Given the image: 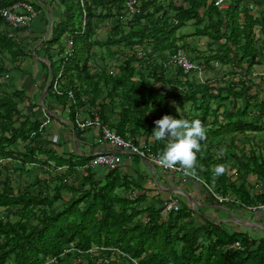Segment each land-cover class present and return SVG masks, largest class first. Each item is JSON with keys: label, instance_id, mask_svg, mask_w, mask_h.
Instances as JSON below:
<instances>
[{"label": "trees", "instance_id": "1", "mask_svg": "<svg viewBox=\"0 0 264 264\" xmlns=\"http://www.w3.org/2000/svg\"><path fill=\"white\" fill-rule=\"evenodd\" d=\"M139 1L140 13L128 20L125 0H0V9L23 2L33 5L37 12L41 6L53 9L57 2L63 8L61 19L54 21L51 39L40 44L34 56L29 48L46 35L33 32L32 38L22 40L20 33L28 29L13 28L0 16V210L11 208L17 217L12 222L10 216L0 214V264H46L50 259L63 264L64 258L71 257L76 258L77 264H104L110 253L94 250L102 247L127 254L112 264H133L132 259L138 264H264L263 238L255 239L214 220L200 222L190 232L194 213L189 207L184 205L166 218L160 216L162 208L142 209L146 197L135 195L136 183L128 176L108 171L98 177L91 168L84 169L91 158L74 152L58 154L54 143L44 136L45 118L57 117V108L61 119L74 126L79 143L85 141L87 134V130L76 126L77 112L82 109L94 110L104 125L135 143L143 136L153 138L154 122L164 115L200 119L204 126L213 116L216 129L205 127L206 135L213 138L241 134L244 141L250 142L246 137L249 132L264 136V93L258 91L264 75L258 76V84L242 76L234 82L226 78L225 86L212 87L209 80H190L177 67L179 79H168L170 57L189 47L186 43L181 48L178 40L184 37L177 35L188 24L195 27L193 36L219 45L215 55L206 60L207 65L216 61L232 67L229 77L244 69L246 76L250 75L255 65L264 60V10H260L261 16L253 13L264 5V0ZM224 3L229 4L226 12L220 9ZM114 19L112 32L99 45L95 39L97 31ZM258 28L261 34L256 32ZM122 44L130 54L119 64L118 72L110 75L107 69L112 63L100 50L107 46L110 57L115 58L118 52L110 47ZM136 46L141 50H136ZM95 48L100 50L96 52ZM66 51L70 53L64 58ZM28 57L42 72L36 98L25 89L12 91L4 79L14 70L22 71L20 65ZM136 65L148 69V76L137 72ZM61 71L59 95L54 81ZM51 73L53 83L41 107L39 98ZM175 85L181 90L171 91ZM254 88L260 93L259 98L250 93ZM69 92L74 98L69 97ZM170 99L190 105L193 112L187 116L171 112ZM220 108L224 111L218 118ZM114 117L118 118L116 122L111 121ZM233 144L234 149L238 147ZM165 145V141L154 140L153 151L158 155ZM210 147L206 140L201 141L196 176L223 196L232 192L238 203L224 205L249 211L264 205V157L252 149L244 162L229 152L242 168L239 175H253L262 185L255 192L244 181L239 186H228L227 169L232 164H227V156L215 158ZM18 164L21 168H17ZM218 164L225 167L219 176L213 172ZM30 165H40L49 179L27 183L21 191L12 189L15 175H24ZM61 168H66V173L54 175ZM79 171L83 172L82 188H68L69 176ZM146 213L147 220L143 222Z\"/></svg>", "mask_w": 264, "mask_h": 264}, {"label": "rangeland", "instance_id": "2", "mask_svg": "<svg viewBox=\"0 0 264 264\" xmlns=\"http://www.w3.org/2000/svg\"><path fill=\"white\" fill-rule=\"evenodd\" d=\"M56 5V4H55ZM42 7L41 12L39 13L38 16L35 19V23H34V27L41 24L40 20L42 18L41 14L43 13L45 15V20L47 21V24L44 28V35H48V38H50V34H52L50 32V24H51V17L56 15V9H54L55 11H53V9H50L47 7ZM229 8V4L228 3H224L220 5V9L224 12H226V10ZM49 10V13H48ZM260 10H264V5H262L259 8H256L253 10V13L255 14V16H261V11ZM51 12V13H50ZM54 12L53 15H51ZM38 13V12H37ZM131 16H128L127 19H131ZM38 19V20H37ZM126 19V22H128V20ZM37 20V21H36ZM53 20V19H52ZM46 23V22H45ZM115 26V19L114 20H109L106 21V23L103 25L102 28H100L97 33H96V40H99L100 42L98 43L99 45H102L101 41H105L108 38L109 32H112L113 27ZM26 28V29H30ZM128 30V29H127ZM195 31V27L192 24H188L187 27H185L184 29H181L177 32L178 36H183L184 40L180 39L178 40V45L181 46V48H185L183 47L184 44H188V49H181L184 52L187 53V55L189 56V58L191 59H195L194 61L197 63V67L195 69L194 72H192L190 75H188V78L192 81H195L197 83H205L207 82V80L210 81V86L212 87H221V86H225V79H230L233 82L237 81L238 79H240L242 76H245L246 79H252L256 84H258L259 82H261L260 78H258V76H263L264 75V60L259 62L258 65H255L253 72L250 75L246 76V71L244 70H238V74L235 77H229L228 75L231 74L230 71L232 70V67H228V66H222L220 63H217L216 61H212L211 64L209 63V65H207L206 60L208 59V57L210 56H214L215 52L214 50H216V48L219 47L218 44H211V42L206 39V38H198L196 36H193V32ZM257 33L261 34L259 32V28L256 30ZM20 36L22 38V40H25L27 37L26 35L23 34V32L20 33ZM40 45V43H34L31 45V47L29 48V51L32 52V55H35V49H37V47ZM264 46V45H263ZM262 47V44H261ZM111 51L113 52H118V56H116L115 58H111L109 55V52L107 51L108 48L107 46L103 45L102 46V50L95 48L94 50L97 51H101L103 52V54L106 56L107 62L108 63H112V65L108 67L107 71H109L110 75H113L114 73L118 72L117 67L119 66V64H121L124 60V57L128 54H130V51L128 50V47H126L124 44L122 45H113L110 47ZM136 50L140 51L141 48L139 46L135 47ZM30 53V52H29ZM264 54V50L262 52ZM55 54V58L57 57L56 53ZM39 60L46 62L49 65V62L47 60H43L42 58H40ZM37 63L34 62V60L31 59V57H28L25 61L22 62V64L20 65L21 70L22 71H13L10 75V77H4L5 80H7V82L9 81L10 84V89L16 90V89H25L27 90L28 94L31 97H35L39 94V87L38 85V81L42 78V72L37 70ZM91 67H94L93 62L90 63ZM35 68V71H34ZM137 68V72H140L142 74H145V76H148L149 71L148 69L141 67L139 65H136ZM169 73H168V79L169 80H177L179 78H177L178 74V68L174 65H169ZM37 70V71H36ZM46 74V73H45ZM51 75V74H50ZM51 78V76H50ZM50 82V79H49ZM184 82V80H183ZM53 83V77H52V82L51 85ZM49 84V83H48ZM261 84V83H260ZM48 86V85H47ZM158 87H161V84L157 85ZM58 88H60V85L58 86ZM46 89V88H45ZM171 91L177 92L181 90L180 86H173L172 89H170ZM258 91L261 93V95L264 93V83H262L260 89H258ZM44 93V91H43ZM43 93H41L40 98H39V102L41 100V97L43 95ZM251 94H257V89L254 88L252 89V91L250 92ZM260 93H258V98L260 96ZM169 101V109L171 112L173 113H177L180 114V112H177V106H179V108L181 109V114L180 115H184L187 116L189 115L191 112H193V109L190 105H185L183 103H178L176 101H173L172 99L168 100ZM175 102V104L173 103ZM55 103V101H54ZM41 105V104H40ZM215 106V105H214ZM217 106V105H216ZM215 106V107H216ZM42 107V106H41ZM57 107L58 103H57ZM87 110V109H85ZM224 109L220 108V111L218 112V118L222 117ZM57 113V117L54 114H50L51 117L55 118H45V134L44 136H47V138L54 143L53 148L58 151L60 154H62V145L68 144V146H72V135L70 134V129H72V126L69 124L68 121L62 120L61 116H60V110L57 108L56 110ZM61 119V120H60ZM117 117H114L112 120L114 122L117 121ZM216 119L213 116H210L208 118V121L205 123L204 127H207L209 130H213L215 126H213V122ZM222 124H226V121H223ZM60 128L64 129L67 128L68 130H63V134H58V132H60ZM216 129V127H215ZM74 131V130H73ZM207 139L206 142H208L211 145V150L214 154V157H220L221 155L223 157L227 156L228 157V162L227 164H232L228 169V186L229 185H236L239 186L243 181L246 182L247 186L249 188H253L255 190V192H259L261 189V184H259V182L256 180V177L253 175H239L242 174V168L241 166H239L237 163H235L236 161L230 156L232 155V153L229 152H234L239 159L241 158L244 162L247 161L246 157L249 155L250 151L253 149L257 155H262L264 157V136L261 135V133H256V132H249L246 134V137L249 138L250 140H254L256 139L255 143H253L252 141L248 142V141H244V135H232V136H226L223 138L220 137H216L213 138V135H206ZM74 139V137H73ZM67 140V141H65ZM143 141H147L150 144H153V138H147L146 136L142 138ZM232 143H235L238 147L235 149L232 147L234 146V144L232 145ZM22 149V148H20ZM45 158V157H43ZM215 167V166H214ZM213 167V168H214ZM17 168H21L20 164H18ZM159 168V167H157ZM92 171L95 172H99V171H103L106 172L107 170L103 167L97 166L95 168H91ZM160 169V168H159ZM245 171V170H244ZM66 173V168H61L59 169L57 172L54 173V175H62V174ZM82 174V171L77 172L76 174L70 175L68 180H67V186L68 188L75 186L76 184V188L81 189L82 185L79 178L78 174ZM53 175V176H54ZM178 174H174V181L176 183L178 182H182L183 184H185L186 186L190 185L194 187V184L198 183L200 187H202L203 190V196L208 198V190L207 187L205 186V182L201 183L199 181H197L195 178L191 177V176H184V180H178L177 179ZM49 179V177L47 175L44 174V172L42 171V167L40 165H30L25 169V174H16L15 177L13 178V182L11 184L12 189L14 190H18L20 189L23 190V188L25 187V185L27 183H35V182H42L44 180ZM196 182V183H195ZM211 188L214 190H216L214 186H211ZM186 188H183L182 191L184 193H186L185 191ZM67 192V190L65 191V193ZM229 197L231 199H233V195L232 192L229 190ZM254 192V193H255ZM79 195V194H77ZM182 196V197H181ZM181 198L182 200L189 204V208L192 210L193 213H195V215H197V212L199 213H204L205 211H200V208L195 206L194 204H192V206L190 205V202L188 200V198L185 195L181 194ZM69 197H71V194L69 195ZM209 201H211L209 199ZM213 203V201H212ZM229 206V205H226ZM259 206V205H258ZM223 207V206H222ZM214 208V207H213ZM208 210H210L211 212L207 214V216H209L210 218H212L215 221L218 222H222L226 217L229 218V221L227 223H234V224H239L240 223H244L246 225V227L244 226L243 229L242 227H239L240 229H242L241 231H247L250 232V235H253V233H257L258 236H260L261 234L263 235V237H259V239H264V232H255L250 225L251 223H253L252 220H247L245 218V220H241L240 215H236L237 218H233L232 215H227V212H221V211H217L216 209H212L209 208ZM264 210V209H263ZM5 213L7 216H10L12 222L17 220V217L15 215V210L8 208L5 210H0V214L1 213ZM162 218H166V217H162ZM196 219V218H195ZM193 219V224L194 226L192 228L189 229L190 232L194 231L197 227H199L200 222L202 221H206V220H202L201 219ZM207 219V218H206ZM143 221V220H142ZM251 228V229H250ZM256 228L261 229L259 227L256 226ZM257 238V237H256ZM66 263L63 264H77L78 261L76 260L75 257H71V258H64ZM50 261V260H48Z\"/></svg>", "mask_w": 264, "mask_h": 264}, {"label": "crops", "instance_id": "3", "mask_svg": "<svg viewBox=\"0 0 264 264\" xmlns=\"http://www.w3.org/2000/svg\"><path fill=\"white\" fill-rule=\"evenodd\" d=\"M55 4H53V11H55L54 9H56V15L51 17L53 19V20L51 19V21H53V23L55 20L59 21L61 19L62 9H63L62 6L58 2ZM40 12H41V10L38 11V14ZM48 13H49V11H48ZM53 14H54V12L51 15H53ZM41 16H42V18L40 20L41 24L34 27V23H35L34 22L33 25L31 26V28L28 29L26 33H23L24 35H26V37H27L26 39L32 38L34 36V35H32L33 32L38 33V35L44 34V31H45L44 28H45V24H47V21L45 20V15L43 13L41 14ZM38 17H40V16H38ZM41 41H39V43ZM37 70H39L38 66H37ZM34 71H35V68H34ZM94 112H95L94 110L90 111L88 109L87 110L82 109V110H80V117L82 119H86L88 117V115L93 114ZM112 119H111V121H113ZM59 130H60V132H58V134L59 133L63 134V133H65V132H63V130H68V129L67 128H64V129L60 128ZM69 132L72 135V146L70 147V146H68V144H65V145H62V148H61L62 152H66L67 154L73 155V152H74L75 154H78L80 156L90 158V157H92L93 153L100 151V150H116V151H119V149L113 148V147L109 146V144L99 145L98 144L99 131L96 129H93V128L88 129L87 134L85 135V137H86L85 141L80 142V143L77 142V144L75 143V137L73 135V130L70 129ZM73 137H74V139H73ZM143 137H145V136H143ZM143 137H140L139 140L137 141V143L139 141H141L143 143H148L147 141L142 140ZM65 141H67V140H65ZM165 142L167 143V141H165ZM152 143H154V140ZM148 144L151 146L153 145L150 143H148ZM58 154H60V153L58 152ZM107 172L108 171H106V172H103V171L95 172L94 171V173L98 177L106 175ZM118 173L121 175V177L128 176L130 181H134L136 183V190L134 192L135 195H140V196L146 197V201L143 204L142 209L156 208V210H160L171 198H174L177 195L181 196V194H182L188 198L191 206H192V204H194V207L195 206L199 207L200 211H205L204 213L197 212V215H195V213H194V216H195V217L193 216L194 219L195 218L196 219L202 218L203 220H206L205 222H209L210 220H213L212 218L207 216V214L211 212L208 209L212 207V209H216L217 211L227 212V215H232V217L235 219L237 218L236 215H240L241 220H245V218L247 220H252L253 223H251L250 225H253V226H251L253 229H251V228L250 229L254 230L255 232H257V231L264 232V210H254V211L251 210V211H249L247 209H236L235 207H231V205L226 206L224 204L223 205L218 204L217 201H215V199L213 198L212 194L209 192V190H208V192H209L208 198L203 196L202 187H200L198 183L195 182L196 184H194V187L190 186V185L186 186L182 182L176 183L174 181V177H173L174 174L163 172L161 169L157 168L156 166L150 164L147 161H142L136 157L130 158L128 156H125V162H124L121 170ZM78 175L80 178L81 173ZM194 175H196V174H194ZM184 176L185 175L178 174L177 179L183 181ZM78 180H80V179H78ZM80 182H81V180H80ZM81 185H82V183H81ZM75 187H76V184H75ZM133 188L134 187L131 186V189H133ZM183 188H186L185 189L186 193H184L182 191ZM77 189H79V188H77ZM209 199L211 201H209ZM181 200H182V198H181ZM212 201H213V203H212ZM184 205L189 207V204L185 203L182 200V206H184ZM147 215H148L147 213L144 215L143 222H145L147 220ZM228 221H229V218L226 217L221 223H223L224 226H226V227H233V228L235 227L239 231L242 230L239 227H242V228L244 226L246 227V225L244 223H242V224L240 223V225H239V224H234V223H227ZM191 222L194 223L193 220ZM202 222H204V221H202ZM193 226H194V224H193ZM256 226L261 228V229L256 228ZM244 233H248L250 235V232L244 231ZM253 234H254V237H253V235H250V236L255 238V239H259V237H263L262 234L260 236H258L257 233H253Z\"/></svg>", "mask_w": 264, "mask_h": 264}, {"label": "built area", "instance_id": "4", "mask_svg": "<svg viewBox=\"0 0 264 264\" xmlns=\"http://www.w3.org/2000/svg\"><path fill=\"white\" fill-rule=\"evenodd\" d=\"M125 9L128 13V16H131L132 18L139 14L141 11V4L139 0H125ZM38 13L33 7V5L29 3H17L10 7L2 8L0 9V16L4 19V21L10 25L13 28L16 29H26L32 26V24L35 22V19L38 17ZM52 37V34H50V38H48V35L40 42V44L48 42ZM70 52H64L62 55L64 58L68 56ZM168 65H174L176 67H179L182 69L183 73L185 75H190L192 72L195 71L197 67V63L193 61L186 52L180 50L174 53L170 60L168 61ZM62 77V71L58 75L57 79L54 81V87L55 91L61 95V92L59 91V81ZM69 97L72 99L74 98V94L72 92L68 93ZM91 115H94V118L91 117ZM88 115L86 119H82L80 117V112H77L76 116V126L81 131H85L88 129H96L99 131V139L98 144H109V146L113 148L119 149V151L116 150H100L95 153H93L91 160L87 166L84 167V169L87 168H95L97 166L105 168L107 171H120L124 162H125V156H128L130 158L136 157L142 161H147L150 164L159 167L163 172L171 173V174H180L185 175V172L183 169H181L179 166L168 169L165 167L160 166L157 161V154L153 151V148L148 143H143L139 141L138 143H135L129 138H125L122 135L118 134L115 130L111 129L109 126L104 125L98 116L96 112L93 114ZM72 129L75 130L74 126H72ZM191 176L195 178L197 181L204 183L199 177L196 175H186ZM205 186L208 188L210 193L212 194L215 201H217L218 204H225L230 202L238 203L237 201L231 199L229 196H223L219 194L216 190L213 191L212 188H210L206 183H204ZM182 207V200L179 195H177L174 198H171L161 209L160 216L161 217H167L170 214L178 213L181 210ZM264 205H259L257 207L250 208V210H263ZM237 246L239 244H236ZM95 251H108L110 253L109 257H106L104 259V264H112L115 262H120L123 257H128L127 254H124L121 252V250L117 248H95ZM133 264H138L136 260H131ZM46 264H57L56 259H50Z\"/></svg>", "mask_w": 264, "mask_h": 264}, {"label": "clouds", "instance_id": "5", "mask_svg": "<svg viewBox=\"0 0 264 264\" xmlns=\"http://www.w3.org/2000/svg\"><path fill=\"white\" fill-rule=\"evenodd\" d=\"M175 104V102H173ZM177 112L181 109L177 106ZM152 137L155 141H167L164 149L158 153L157 163L172 169L179 166L185 175H194L197 153L201 151V141L207 139L206 128L200 119L189 120L181 116L177 119L164 115L156 120ZM225 171L224 165L218 164L213 172L219 176Z\"/></svg>", "mask_w": 264, "mask_h": 264}, {"label": "water", "instance_id": "6", "mask_svg": "<svg viewBox=\"0 0 264 264\" xmlns=\"http://www.w3.org/2000/svg\"><path fill=\"white\" fill-rule=\"evenodd\" d=\"M53 21H51V24H50V32L53 33ZM36 50V49H35ZM35 52V51H34ZM51 82H52V73H51V78H50V82L48 84V86L46 87V89L44 90V93L41 97V100H40V104L42 107H44V100H45V97L47 96V92L51 86ZM73 135L75 137V143L77 144V140H76V133L73 131Z\"/></svg>", "mask_w": 264, "mask_h": 264}]
</instances>
